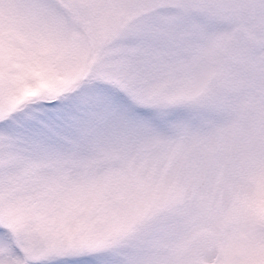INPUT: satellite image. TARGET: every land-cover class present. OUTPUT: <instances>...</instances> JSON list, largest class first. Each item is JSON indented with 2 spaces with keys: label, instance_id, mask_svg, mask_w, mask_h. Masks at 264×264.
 <instances>
[{
  "label": "snow or ice",
  "instance_id": "obj_1",
  "mask_svg": "<svg viewBox=\"0 0 264 264\" xmlns=\"http://www.w3.org/2000/svg\"><path fill=\"white\" fill-rule=\"evenodd\" d=\"M0 264H264V0H0Z\"/></svg>",
  "mask_w": 264,
  "mask_h": 264
}]
</instances>
